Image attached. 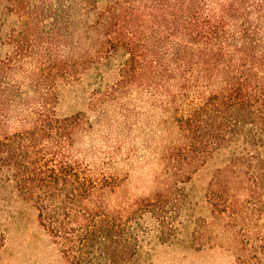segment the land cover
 <instances>
[{
  "label": "trees",
  "instance_id": "16d2710c",
  "mask_svg": "<svg viewBox=\"0 0 264 264\" xmlns=\"http://www.w3.org/2000/svg\"><path fill=\"white\" fill-rule=\"evenodd\" d=\"M87 80L101 103L133 86L162 110L167 189L115 199L116 157L86 155L90 117L61 110ZM215 156L203 203L264 264V0H0V260L32 210L66 264H140L189 232L166 210Z\"/></svg>",
  "mask_w": 264,
  "mask_h": 264
},
{
  "label": "rangeland",
  "instance_id": "374dc122",
  "mask_svg": "<svg viewBox=\"0 0 264 264\" xmlns=\"http://www.w3.org/2000/svg\"><path fill=\"white\" fill-rule=\"evenodd\" d=\"M89 81L65 89L61 110L85 111L92 127L82 138L81 148L90 158L116 157L113 167L123 180L116 200H130L141 194L165 190L170 179L160 174L159 156L166 137L174 130L167 129L162 110L152 106L141 90L133 86L122 89L115 100L99 102L89 92ZM222 157L215 156L195 174L183 192L193 202L183 205L185 195L169 203L166 216L176 221L190 219L189 232L182 229L171 239L147 246L140 264H247L236 228L226 226L225 220L212 213L203 203L204 187ZM187 192V193H186ZM189 200V199H188ZM181 215H179L180 213ZM191 214V216H190ZM264 224V211L259 219ZM178 223V222H177ZM0 264H66L56 244L39 226L35 212L28 210L8 234L1 252Z\"/></svg>",
  "mask_w": 264,
  "mask_h": 264
}]
</instances>
